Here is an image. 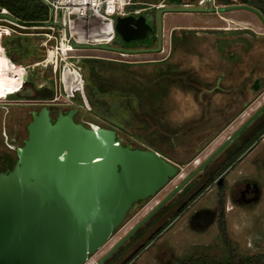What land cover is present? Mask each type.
<instances>
[{
  "label": "rangeland",
  "instance_id": "rangeland-1",
  "mask_svg": "<svg viewBox=\"0 0 264 264\" xmlns=\"http://www.w3.org/2000/svg\"><path fill=\"white\" fill-rule=\"evenodd\" d=\"M136 1L146 2L148 5L162 2V0ZM173 5L178 3L174 2ZM222 15L243 19H250L252 16L242 10L227 11ZM204 16L201 13H168L164 15L165 26L198 25ZM209 16L212 15H207ZM112 18L116 42L118 17ZM252 19L256 26H259L257 19L253 16ZM7 27L14 28L21 34L11 32L10 35L3 36L2 30ZM31 31L36 30L23 29L13 25L10 20L0 18V61L6 57L9 62L5 64H12L20 72L15 78L14 90H10L7 97L0 100V155L13 154L11 147L19 146L27 137L26 127L31 120L32 112L37 111L43 104H52L54 108L76 107L77 120L114 129L125 144L158 150L157 152L165 159L177 164L180 169L176 177L154 195L141 211L134 216L130 215L131 219L85 263L91 264L208 156L207 151H202L205 142L237 114L245 103L248 104L255 97L257 88L254 87L252 90L245 86H249V81L253 78V65L263 66L264 54L238 50L236 58L231 59L229 53H218L211 47L209 40L214 34L208 33L206 36L209 38L203 40L199 36L200 32L197 35L188 34L186 42H183L180 36H176L179 40L175 39L176 43L170 50L168 30L164 31L163 48L159 53L123 55L89 47L81 54L107 62L109 68L103 73L105 78L103 81L105 80L107 86L112 89L106 93L96 94L94 105L97 112H94L85 94L87 69L83 59L78 60L83 81L82 92H74V96L66 97L62 88L58 86L61 71L43 66L30 67L47 53L45 49L37 46V39L28 34ZM119 37L122 38L121 35ZM169 66L172 67L171 70L168 69ZM0 69L5 75L0 80L1 94L3 85L10 75L8 76L7 71L9 68ZM166 70H170L168 73L171 74L163 81ZM260 74L264 76V72ZM187 76L191 77V80L186 82L184 80V83L178 80ZM218 77L224 91L205 92L198 96L200 91L204 93L205 84L214 85ZM192 83L195 86L189 85ZM184 84L189 86H183ZM19 86L21 91L14 93ZM120 86H123L125 91L132 86L137 87L142 92L145 99L143 111L146 114L136 109V116H131L129 107L132 105L136 108L137 103L133 96L120 91ZM42 87L52 88L54 92L52 100L25 97L31 94L32 90ZM243 87L245 89L241 92L240 88ZM77 95H80L82 102L78 100ZM153 129L158 131L161 129V135L165 131L164 138L152 135ZM249 131V127L242 130L227 148H234L238 140ZM148 137H151L149 140L153 139L150 145L145 142ZM256 142L250 150L251 155L245 156L232 171H227L224 183L220 187L212 184L204 189L192 203L191 208L175 218L160 237L150 243L132 264H181L199 258L208 259L207 264H223L230 257L236 264L244 257H253V264H264V140L261 142L259 137ZM214 162L207 165L204 174H207ZM201 172L193 176V183L198 181L197 175ZM243 179L252 180L260 187L259 198L250 206L236 204L228 197L237 195V189L231 190L232 184H239ZM173 201L176 202L177 198ZM195 210L199 211L195 213ZM220 213L224 216L223 230L219 227Z\"/></svg>",
  "mask_w": 264,
  "mask_h": 264
},
{
  "label": "water",
  "instance_id": "water-1",
  "mask_svg": "<svg viewBox=\"0 0 264 264\" xmlns=\"http://www.w3.org/2000/svg\"><path fill=\"white\" fill-rule=\"evenodd\" d=\"M233 9L254 12L264 23L259 11L248 5L222 7L223 11ZM206 10L199 6H167L158 10V17L167 12ZM0 18L23 26L44 24L22 21L4 12H0ZM116 27L128 46L148 43L152 36V29L143 18L118 17ZM96 47L141 53L157 52L160 44L147 49H122L107 44ZM263 109L264 103L96 264L109 257L203 170ZM26 129L27 141L15 147L21 166L10 175H0V264H84L108 241L130 200L155 195L180 173L178 165L155 150L122 145L114 129L75 123L72 112L59 114L51 122L47 107L42 106L32 112ZM252 186L255 195L246 203L258 197V185L253 183Z\"/></svg>",
  "mask_w": 264,
  "mask_h": 264
},
{
  "label": "flooded vegetation",
  "instance_id": "flooded-vegetation-1",
  "mask_svg": "<svg viewBox=\"0 0 264 264\" xmlns=\"http://www.w3.org/2000/svg\"><path fill=\"white\" fill-rule=\"evenodd\" d=\"M157 1H159V0H157ZM227 1L229 3L227 2L224 4V3H222L221 0H162V2H158L155 4H149V5L146 2H140L139 6H138L139 12L136 14H130V16H132L134 18H143L150 25V27L152 29V36H151L150 41L148 43H138V44H134L132 46H122L124 44L123 37L122 38L119 37V39L116 40V42L114 41L113 46L119 47L122 49H147V48H156V47H158V43H159L160 44L159 51L154 52V53H159L160 51H162V48H163V42H164L163 37L165 35L164 31L168 30L169 31L170 50L174 47V44L176 43V41L179 40V38L176 36H180V38H183V42H186V39L188 38V34L194 33L197 35L200 32L199 36L201 38H203V40L209 38L206 36L208 33L214 34V36L211 37L212 39L209 40V43H211V47H213V49H215L218 53H220V52L221 53L222 52L229 53L231 59L236 58V54L238 53V50H241L242 52L253 51V52H256L257 54H260V55L264 54V23H262L260 21V19L257 17V15L254 12H251V11L246 10V9H233V10H224L223 11L222 7L245 4V5H248L250 7H253L254 9L258 10L259 13L262 15V17L264 18V14L262 13L261 9L258 8L257 6L249 5L247 3L241 2L240 0H227ZM174 2H179V3H178V5H173ZM182 2H185V4H182ZM179 5L180 6H184V5L199 6V7H204L207 10L203 11V12H167V13H162L160 15V19H159L158 10L160 8L167 7V6H179ZM239 10L245 11V12L251 14L253 17H255L257 19V21L259 22V26L254 25V23L252 21V16L250 19H246V21H244V23L242 24V22L240 20H237L235 18H228V17L222 15V13L227 12V11H239ZM168 13H201V14H204L205 16L202 17V21L198 25L188 24V25H173V26L166 27L165 26L166 20L164 18V15L168 14ZM207 15H212V16H209L210 17L209 18V17H207ZM215 21H216V23H215ZM218 22H224L225 24L219 25V24H217ZM226 23L227 24L233 23L234 25H226ZM159 30H160V35H159ZM197 30H200V31H197ZM215 33H219V34L221 33V34H227V35H216ZM159 38H160V40H159ZM175 39H176V41H175ZM112 52H116V51H112ZM127 54H134V53H127ZM8 62L9 61L0 62V64L4 63V65H0L1 68H9V70H7V71H8V76L10 75L8 80H6L5 84L3 85L4 89H2L3 92L0 94V100L3 98H6L8 95L7 93L10 90L11 91L14 90L15 78L18 76V74H20V72L16 69V67H13L12 64H5ZM263 66H264V62H263ZM17 72H19V73H17ZM78 75H79L78 70H74L73 73L69 72L68 79L65 78L67 90H70L74 87L75 82L78 81L77 80ZM260 78H261V81L264 80L263 76H261ZM220 80H221L220 77H218L216 79L214 85L205 84L206 87L203 90L204 93H201V91H200L198 93V96L205 94V92H207V93L208 92L210 93L212 91H215L216 93L219 91L222 92L223 88L221 87ZM250 84H249V86L253 90V88L256 86L253 85V83H250ZM189 85L195 86V85H193V83L189 84ZM189 85H187V86H189ZM262 86H263V81H262V85L260 86V88ZM245 87L247 88V86H245ZM260 88L256 89V90L259 91ZM243 89H245V88L244 87L240 88V91L242 92ZM20 91H21V87L19 86L17 91H15L14 93H18ZM14 93H11V94H14ZM240 95L243 96L242 94H240ZM42 106L47 107V109L49 111V116H50L51 122H53L54 119L59 114H66L68 112H72V120L75 123L82 124L85 127H90V126L94 125L92 123L87 124V123H84L82 121L77 120L76 119V114H77L76 107L71 106L69 108L64 109L63 107H59V106L54 108L52 104H43V105H41V107ZM99 127H102V126H99ZM5 139H7L6 136H5ZM27 139H28V133H27L26 139L22 140V142L19 146L11 147L13 149V154L7 153V154L0 155V172L9 170L10 167H12L14 165V163L18 159L16 151H15V147H20V146L24 145L25 142L27 141ZM116 139L122 145L128 146L129 148H139V147L131 146L130 144H125L124 142H122V140L119 138L118 133L116 134ZM235 152H236V150L233 151L232 153L234 154ZM239 158H240V156L236 160H238ZM225 161H226V159H222V160L217 161L216 163H214V165H212L209 168V171L207 172V174H204L203 172H205L207 169V166H206L203 170H201L202 172L200 171L201 173H199L197 175L198 181H195L194 183L192 182V180L194 179L192 177L188 182H186L182 186V188L178 192H176L174 195H172L165 202L164 205H162L144 224H142L136 231H134L101 264H132V263H134V261L141 254V252L150 243H152L155 239L159 238L160 235L162 234V232L173 223L175 218H177L179 215H181L184 211L191 208V205H193L192 203L202 193L201 191L206 189L208 186H211L212 184H215V185L220 187L224 183V176L231 166L226 168L225 170H222L221 172H219V174L211 182H210V179H211V175L213 174V172L216 171L217 169H219L221 167L222 163H224ZM233 163H232V165H233ZM201 178H202V180H200ZM183 179H181L178 183H180ZM253 183H256V182H254L252 180H247V179H243V181L240 182L239 184L233 183L234 185L232 184L231 190L236 191V189H237V195L236 196H230L229 195L228 197H230L231 200L234 201V203L242 205V206L253 205L255 203V201H257V199L259 198V195H260V187L256 183L258 185V188H259V190L257 192L258 197L255 201L251 200L250 202L246 203V201L252 199V197L255 195L254 188L252 186ZM176 185H174L172 187V189H174V187ZM233 186H234V188H233ZM172 189L169 192H167L161 199L166 197L172 191ZM153 196L154 195L139 196L137 198L130 200L125 205V207L122 211V214L119 217L117 225L111 231L108 240L129 219H131L132 216H134L138 211H140V209L143 206H145L146 203H148V201ZM175 198H177L176 202L173 201ZM159 201H157V203ZM198 211L199 210H195L194 212L197 213ZM130 215H132V216H130ZM140 219H142V217ZM134 225H132L125 233H123L120 237H118V239L105 252H103L98 258L93 260V262L91 264L98 263V261H100L101 258L116 243H118ZM93 255H91L90 258ZM90 258L85 263H87L90 260Z\"/></svg>",
  "mask_w": 264,
  "mask_h": 264
},
{
  "label": "built area",
  "instance_id": "built-area-1",
  "mask_svg": "<svg viewBox=\"0 0 264 264\" xmlns=\"http://www.w3.org/2000/svg\"><path fill=\"white\" fill-rule=\"evenodd\" d=\"M47 8V17L42 25L23 26L32 29L28 33L37 39V46L47 51L41 60L33 62L30 67L43 66L58 69V86L66 97L74 96V92H82L83 81L78 60L92 58L81 54L86 49L97 48L101 44L114 45L115 30L113 18L136 14L139 12L140 1L136 0H40ZM136 5L135 7H132ZM0 12L8 13L5 9ZM8 20V19H7ZM14 32V28L2 30L3 36ZM1 34V33H0ZM26 34V33H25ZM36 46V47H37ZM98 49V48H97ZM107 51L103 49H98ZM127 54L126 52H117ZM76 68L79 71L78 81L72 89H66L65 69L69 72ZM70 69V70H69ZM23 74V73H22ZM57 83V80H55ZM83 94V93H82ZM84 97V96H83Z\"/></svg>",
  "mask_w": 264,
  "mask_h": 264
},
{
  "label": "trees",
  "instance_id": "trees-1",
  "mask_svg": "<svg viewBox=\"0 0 264 264\" xmlns=\"http://www.w3.org/2000/svg\"><path fill=\"white\" fill-rule=\"evenodd\" d=\"M221 1L224 4L228 2L227 0H221ZM240 1L247 3L249 5L257 6L258 8L261 9L262 13L264 14V0H240ZM177 3H179V2H177ZM135 6L136 5H134L132 7H135ZM1 9H5L8 13H10L14 17H16L22 21L42 22L47 17V8L40 0H0V10ZM119 35H121V34L118 32V35L116 34V40L119 39ZM122 46H128V45L123 44ZM6 61H8V59H6V57H4L3 60L0 62H6ZM83 62L85 63L86 69H87V76H86V83H85V94H86L88 101L91 104V107H93L94 112H97L95 105H94V102H96L95 99L97 98L96 94L97 93H106V92H109V90H112L110 87L107 86L108 83L105 82V80L103 81V79H105L103 77V73L109 67H107V65H106L107 62L103 59L84 58ZM171 68L172 67H170V66L168 67V69H170V70H171ZM170 70L169 71L166 70L164 72V74H166V75H165V78H163V81L166 80V78H167L166 76H170L171 73H168V72H171ZM190 78L191 77H189V76L180 77L178 80L179 81L182 80V82L185 80L184 82H186V81H189ZM20 82H19V84H20ZM183 86H187V85L184 84ZM120 88H121L120 91L126 92L128 95L133 96L135 98V99L134 98L133 99L137 103L136 108L133 107L132 105L131 106L129 105L130 111L132 113L131 116H133V117L136 116V109H138L139 112L146 114V112L143 111L145 99L142 95V92L137 87H133V86L130 87V89H128L126 91L123 89V86H120ZM116 90H118V87L116 88ZM26 94H28V93H26ZM53 96H54V92H53L52 88L42 87V88L32 90V93L26 95L25 97L28 99H35V100H51V99H53ZM77 96H78V100L81 101L80 95H77ZM153 130H154V132H152L153 133L152 135H157V136H159L158 138H162V137L164 138L165 135L163 133L165 131L162 132V135H161L160 134L161 129H159L160 131H158L156 129H153ZM263 133H264V125L262 127H260L255 132V134L253 135V138L251 140L246 141L240 149L236 150V152L230 158L226 159V161L224 163H222V165L219 169H217L216 171L213 172V174L211 175L210 182L219 174V172H221L222 170H225L226 168L232 166V163L239 156H241L245 150L250 148L254 144V142L257 141L258 138ZM116 134H117V132H116ZM150 138L148 137V140H145V142L148 145H150L151 144L150 141L153 140V139L149 140ZM139 148H141V147H139ZM141 149H146V148H141ZM197 149L198 148H196V151H197ZM155 151H158V150H155ZM20 166H21V163L18 162V159H17V161L14 163V165L12 167H10L9 170L0 172V175H5V174L10 175L13 172L17 171L18 167H20ZM119 169H120V165H118V170ZM223 217H224L223 213H220V215H219V227L222 230L224 228ZM207 261H208V259H206V258H199V259H191L187 262L184 261L181 264H207ZM253 262H254L253 257H251V258L250 257H244L241 261H239L238 264H253ZM223 264H236V263L234 262V259L232 257H230V259L225 261Z\"/></svg>",
  "mask_w": 264,
  "mask_h": 264
},
{
  "label": "crops",
  "instance_id": "crops-1",
  "mask_svg": "<svg viewBox=\"0 0 264 264\" xmlns=\"http://www.w3.org/2000/svg\"><path fill=\"white\" fill-rule=\"evenodd\" d=\"M235 19L240 20L242 22V24L244 23V21H246V19H243V18H235ZM252 21H253V19H252ZM253 23H254V25H256L254 21H253ZM252 72H253L252 73L253 78H252V80L249 81V84L253 83V85L256 86L255 88L259 89L260 86L262 85V81H263V86L260 88L259 91L257 90L258 92L255 93V97L253 99H251V101L248 104L245 103L243 105V107L240 109V111L237 112V114H235L223 127H221L214 134V136H212L207 142H205L206 144L203 146L202 151H207L208 155L211 154L217 147H219L227 139V137L229 135H231L242 123H244L264 103V80L261 81V78H260L262 76V74H260V73L264 72V66H262V64L261 65L255 64V65H253ZM247 89H252V88L250 86H247ZM223 91H224V89H223ZM263 125H264V109L252 121H250L244 127L243 131L247 127L250 128V131L247 132L246 135H243L238 140L236 146L234 148H227L228 145H226L213 158L214 160H212L211 162L215 161L214 163H216L219 160L227 159L228 157L230 158L233 155L232 152L240 149L246 141L251 140L253 138V135L255 134V132L260 127H262ZM261 135L262 136H260V141L262 142L264 140V133ZM256 143L257 142H255L254 144H256ZM252 146L244 151V153L240 156V158L238 160H236L233 163V165L229 168L228 171H232V169H234L236 167V165H238L245 156L251 155L250 150H251ZM227 149H229L228 152H225ZM224 152H225V154H224ZM222 154H224V155H222ZM238 172H242V171L238 170ZM141 209H140V211H141Z\"/></svg>",
  "mask_w": 264,
  "mask_h": 264
},
{
  "label": "bare ground",
  "instance_id": "bare-ground-1",
  "mask_svg": "<svg viewBox=\"0 0 264 264\" xmlns=\"http://www.w3.org/2000/svg\"><path fill=\"white\" fill-rule=\"evenodd\" d=\"M123 55H126V54H123ZM0 65H4V63H2V64H0ZM66 70H67V69H65V71H66ZM69 70H70V69H69ZM74 70H77V69L74 68L73 70H70V72L73 73ZM3 73H4V71H1V69H0V80L5 76V75H3ZM64 75H65V78L68 79L69 71L67 70V71L64 73ZM89 125H90V124H89Z\"/></svg>",
  "mask_w": 264,
  "mask_h": 264
}]
</instances>
